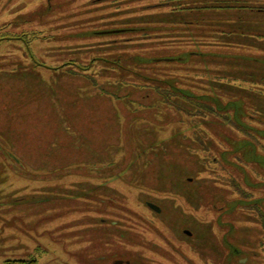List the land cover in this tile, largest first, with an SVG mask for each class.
I'll return each mask as SVG.
<instances>
[{
	"label": "rangeland",
	"instance_id": "rangeland-1",
	"mask_svg": "<svg viewBox=\"0 0 264 264\" xmlns=\"http://www.w3.org/2000/svg\"><path fill=\"white\" fill-rule=\"evenodd\" d=\"M122 1L0 0V264H264V12Z\"/></svg>",
	"mask_w": 264,
	"mask_h": 264
},
{
	"label": "crops",
	"instance_id": "crops-1",
	"mask_svg": "<svg viewBox=\"0 0 264 264\" xmlns=\"http://www.w3.org/2000/svg\"><path fill=\"white\" fill-rule=\"evenodd\" d=\"M137 1L138 0H125L122 2L130 5V7H132V6L134 7V6H136ZM218 1H221V0H163L161 2H156V0H155L154 2L159 3V4L152 5L151 8L153 6L157 7V8L164 7V8H166V10H169L171 13H174V11H176L175 14H176L177 23H175L171 26H168L167 29H164V31H172L173 30L172 28H175L174 30H180L183 28L185 21L183 20L182 14H184V10H186L189 15H191L193 13L199 14L203 11L208 12V13H209V11H211V13L212 12H216V13L222 12L224 15H227L228 17H230L228 19H236L238 21V23L234 24V25H239V23H240L239 22V16L240 15H242L243 17L246 16L245 17V19H246L249 17L253 18L255 16L254 14H256V13H261V12L263 13L264 12V9H262V7H260V8L250 7L249 6L250 5L249 0H242V2H240L238 4L231 3L229 0L226 1L225 3H221V2L219 3ZM260 2H263V0H260ZM196 3H197V5H196ZM118 6H121V5H118ZM18 8L23 14H26L25 8L20 7L19 5H18ZM181 11H182V13H181ZM240 12L241 13L244 12V14H241ZM17 16H24V15L17 14ZM195 16H198V15H195ZM201 17L202 16H200V21H201ZM15 18H17V17H15ZM23 18H25V17H23ZM215 18L220 19L218 17H215ZM18 19H20V18H18ZM176 27H179V28H176ZM198 29H200V26H198ZM211 31H212V33H222V30L218 26L215 28H212ZM173 82H177L181 86V82H179L178 80H173V81L167 82L168 87L175 89L174 88L175 84H173ZM178 88H180V87H178ZM156 93L158 94L159 92H156ZM178 93H180L179 89H178Z\"/></svg>",
	"mask_w": 264,
	"mask_h": 264
},
{
	"label": "trees",
	"instance_id": "trees-1",
	"mask_svg": "<svg viewBox=\"0 0 264 264\" xmlns=\"http://www.w3.org/2000/svg\"><path fill=\"white\" fill-rule=\"evenodd\" d=\"M228 0H221L218 1L219 3H225ZM231 3H240L242 0H229ZM204 8V7H203ZM212 115V114H210ZM5 264H39V262L36 259H30V260H18V261H8Z\"/></svg>",
	"mask_w": 264,
	"mask_h": 264
},
{
	"label": "flooded vegetation",
	"instance_id": "flooded-vegetation-1",
	"mask_svg": "<svg viewBox=\"0 0 264 264\" xmlns=\"http://www.w3.org/2000/svg\"><path fill=\"white\" fill-rule=\"evenodd\" d=\"M149 204H151V203H148V207H149L150 210L156 212L157 214H161V212L155 211L153 208H151V207L149 206ZM157 207H158V206H157ZM160 210H161V208H160ZM161 211H162V210H161ZM188 235H189V236H192L191 234H188ZM240 261L243 263L245 260H244V259H243V260H239V262H240ZM241 262H240V263H241ZM115 264H128V263H125V262H122V261H121V262L116 261Z\"/></svg>",
	"mask_w": 264,
	"mask_h": 264
},
{
	"label": "water",
	"instance_id": "water-1",
	"mask_svg": "<svg viewBox=\"0 0 264 264\" xmlns=\"http://www.w3.org/2000/svg\"><path fill=\"white\" fill-rule=\"evenodd\" d=\"M149 206H150L151 208H153L155 211L161 212L160 208L157 207L156 205L149 204Z\"/></svg>",
	"mask_w": 264,
	"mask_h": 264
}]
</instances>
